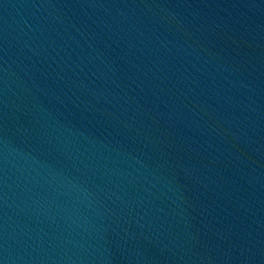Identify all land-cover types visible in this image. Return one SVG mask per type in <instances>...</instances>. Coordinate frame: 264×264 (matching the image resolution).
Instances as JSON below:
<instances>
[{
    "label": "water",
    "instance_id": "obj_1",
    "mask_svg": "<svg viewBox=\"0 0 264 264\" xmlns=\"http://www.w3.org/2000/svg\"><path fill=\"white\" fill-rule=\"evenodd\" d=\"M0 264H264V0H0Z\"/></svg>",
    "mask_w": 264,
    "mask_h": 264
}]
</instances>
